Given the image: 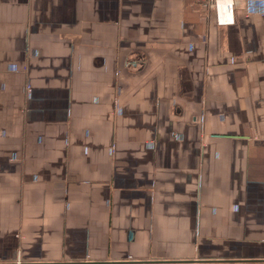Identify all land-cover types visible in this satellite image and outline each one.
<instances>
[{"label": "crops", "instance_id": "crops-1", "mask_svg": "<svg viewBox=\"0 0 264 264\" xmlns=\"http://www.w3.org/2000/svg\"><path fill=\"white\" fill-rule=\"evenodd\" d=\"M233 14L0 0V264H264V0Z\"/></svg>", "mask_w": 264, "mask_h": 264}, {"label": "built area", "instance_id": "built-area-1", "mask_svg": "<svg viewBox=\"0 0 264 264\" xmlns=\"http://www.w3.org/2000/svg\"><path fill=\"white\" fill-rule=\"evenodd\" d=\"M205 10L211 14L217 25H229L234 23L233 11L238 5V0H230L224 3L220 0H196ZM130 259V258H129ZM16 264H21L17 262Z\"/></svg>", "mask_w": 264, "mask_h": 264}, {"label": "bare ground", "instance_id": "bare-ground-1", "mask_svg": "<svg viewBox=\"0 0 264 264\" xmlns=\"http://www.w3.org/2000/svg\"><path fill=\"white\" fill-rule=\"evenodd\" d=\"M220 1H222L224 3H228L230 0H220Z\"/></svg>", "mask_w": 264, "mask_h": 264}]
</instances>
